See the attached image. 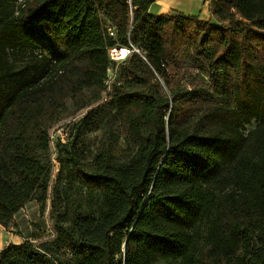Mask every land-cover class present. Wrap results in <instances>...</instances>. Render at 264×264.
Masks as SVG:
<instances>
[{
  "label": "trees",
  "instance_id": "obj_1",
  "mask_svg": "<svg viewBox=\"0 0 264 264\" xmlns=\"http://www.w3.org/2000/svg\"><path fill=\"white\" fill-rule=\"evenodd\" d=\"M154 2L0 0V225L49 199L55 231L0 264H264V0Z\"/></svg>",
  "mask_w": 264,
  "mask_h": 264
},
{
  "label": "rangeland",
  "instance_id": "obj_2",
  "mask_svg": "<svg viewBox=\"0 0 264 264\" xmlns=\"http://www.w3.org/2000/svg\"><path fill=\"white\" fill-rule=\"evenodd\" d=\"M119 51V50H118ZM120 52V51H119ZM110 55L115 60L123 59L124 57L121 55H116L112 51L110 52ZM108 75L110 78V81L113 79V72L111 70L108 71ZM84 113V110L80 111L75 116H67L66 119L64 118L59 124L53 127L51 131V137H52V143L50 145V155H51V176H50V182H49V190H48V197L51 194L52 186L54 184L56 173L58 170V162L56 161V147H55V141L58 137H60L63 141L66 138L65 132H68L69 126L71 121L74 119H77ZM254 125V123L250 124L248 128H251ZM101 134V131L86 134L79 142V145L83 144L82 149V155H91L94 150L95 146L97 144L98 138ZM49 199H47L44 203V205H40L36 201H30L28 202L24 208H22L16 215L15 220L17 223V227H11L9 229H6L11 233V235H6L8 238H12L11 242H17L20 240H24L25 238H31L33 239L34 235L37 237L36 240L40 241L43 239H50L55 234L53 223L50 220L49 217ZM20 243V242H19ZM8 243H6L7 245ZM5 245V246H6Z\"/></svg>",
  "mask_w": 264,
  "mask_h": 264
},
{
  "label": "crops",
  "instance_id": "obj_3",
  "mask_svg": "<svg viewBox=\"0 0 264 264\" xmlns=\"http://www.w3.org/2000/svg\"><path fill=\"white\" fill-rule=\"evenodd\" d=\"M212 0H155L149 11L153 15H166L172 11H178L186 16L196 17L202 20L210 18L209 5ZM11 235L2 225H0V251L11 241ZM20 241H13L19 243Z\"/></svg>",
  "mask_w": 264,
  "mask_h": 264
},
{
  "label": "bare ground",
  "instance_id": "obj_4",
  "mask_svg": "<svg viewBox=\"0 0 264 264\" xmlns=\"http://www.w3.org/2000/svg\"><path fill=\"white\" fill-rule=\"evenodd\" d=\"M111 51L112 52L115 51L117 55H120V56L122 55L123 57H125L128 53V50L127 49L125 50L124 48L119 49L120 52L118 51V49H113Z\"/></svg>",
  "mask_w": 264,
  "mask_h": 264
},
{
  "label": "built area",
  "instance_id": "obj_5",
  "mask_svg": "<svg viewBox=\"0 0 264 264\" xmlns=\"http://www.w3.org/2000/svg\"><path fill=\"white\" fill-rule=\"evenodd\" d=\"M129 52V51H128ZM113 53H115L117 55V53L115 51H113ZM52 138V137H51Z\"/></svg>",
  "mask_w": 264,
  "mask_h": 264
}]
</instances>
